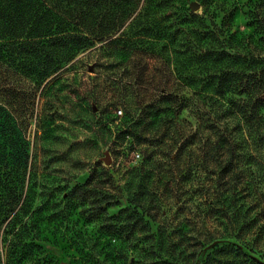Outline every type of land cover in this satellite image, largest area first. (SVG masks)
<instances>
[{"label":"trees","instance_id":"obj_1","mask_svg":"<svg viewBox=\"0 0 264 264\" xmlns=\"http://www.w3.org/2000/svg\"><path fill=\"white\" fill-rule=\"evenodd\" d=\"M203 3L200 15L181 0H0V41L34 39L33 55L40 64L46 61L54 84L60 69L72 71L90 55L109 71L102 82L93 79L88 97L96 104L106 98L104 124L118 122L115 111L124 108L113 145L139 155L127 181H142L128 183L129 206L107 229L114 264L197 258L200 251L183 222L171 223L175 208L196 209L220 227L264 228L255 212H264V190L255 199L257 181L264 183V0L243 6L252 29L245 35L233 30L238 7L219 0ZM142 45L146 48L138 55ZM3 49L0 42V72ZM118 69L152 88L116 82ZM27 180L21 166L0 163V262L5 264L42 262L43 232ZM193 181H205V197L182 189ZM84 190L76 185L66 201H81ZM146 190L159 199H146ZM99 196L102 212L125 198L110 190ZM118 231L123 245L113 242ZM243 243L256 257L255 243Z\"/></svg>","mask_w":264,"mask_h":264},{"label":"rangeland","instance_id":"obj_2","mask_svg":"<svg viewBox=\"0 0 264 264\" xmlns=\"http://www.w3.org/2000/svg\"><path fill=\"white\" fill-rule=\"evenodd\" d=\"M219 1L225 2L226 7H238L233 25L235 32L245 35L252 31L244 15L247 9L243 6L247 0ZM181 2L188 8L193 3L199 4V10H191L193 13L201 15L205 10L203 0ZM0 42L4 46L0 72V163L21 166L30 180L33 211L44 240L39 243L44 250L40 264H114L108 258L107 229L117 224L113 218L129 206L126 202L128 183L141 184L142 181H127L137 166L139 155L124 149L118 152L113 145L116 125L124 115V108L115 111L118 122L104 124L102 108L106 98L96 104L88 97L87 89L93 85V79L99 78L102 82L109 71L105 67L99 68L98 57L90 55L82 58L72 71L65 67L60 69L57 72L59 81L54 84L46 61L40 64L33 55L34 39L10 40L4 36ZM22 42L25 43L23 46ZM145 48L142 45L138 55ZM159 75H156L158 80ZM113 79L134 87L152 88L146 80L140 81L136 75L126 74L122 69L116 71ZM97 93L103 94L101 90ZM96 105L100 109L98 112L93 110ZM204 182H189L182 189L196 191V197H205ZM257 182L260 183L256 200L264 190V183ZM76 185L85 186L84 198L69 203L67 193ZM95 187L100 191L124 194L122 205L102 212L104 205L99 203L100 191ZM145 193L144 197L149 201L159 199V196H153L154 192L146 190ZM177 210L175 208L169 217L171 223L179 225L183 222L191 245L200 251L194 260L184 259L178 264H264V228L244 232L246 230L240 231L239 227L215 225L205 213L196 209ZM255 212L260 213V224L264 223V212L261 209ZM106 213L112 219H107ZM214 238H219L218 242ZM243 239L255 243L256 257L251 256V249ZM113 242L123 245L119 231ZM86 255L94 259L88 261ZM4 260L0 264H5ZM131 261L133 259L119 264H131Z\"/></svg>","mask_w":264,"mask_h":264},{"label":"water","instance_id":"obj_3","mask_svg":"<svg viewBox=\"0 0 264 264\" xmlns=\"http://www.w3.org/2000/svg\"><path fill=\"white\" fill-rule=\"evenodd\" d=\"M190 8H191V10H192L193 12H196V11L199 10L200 6H199V4H197V3H193V4H191ZM106 161H107V163H109L108 159H107ZM211 246H213V245H211Z\"/></svg>","mask_w":264,"mask_h":264}]
</instances>
